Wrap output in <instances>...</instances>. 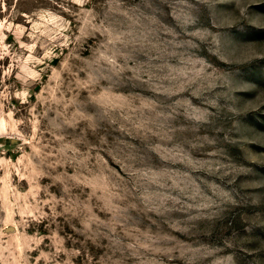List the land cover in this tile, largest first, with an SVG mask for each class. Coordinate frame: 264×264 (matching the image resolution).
I'll return each mask as SVG.
<instances>
[{
    "label": "rangeland",
    "instance_id": "obj_1",
    "mask_svg": "<svg viewBox=\"0 0 264 264\" xmlns=\"http://www.w3.org/2000/svg\"><path fill=\"white\" fill-rule=\"evenodd\" d=\"M0 264H264V0H0Z\"/></svg>",
    "mask_w": 264,
    "mask_h": 264
}]
</instances>
